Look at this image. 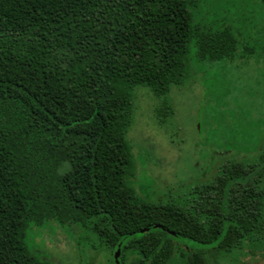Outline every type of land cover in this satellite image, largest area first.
Here are the masks:
<instances>
[{
	"label": "trees",
	"instance_id": "1",
	"mask_svg": "<svg viewBox=\"0 0 264 264\" xmlns=\"http://www.w3.org/2000/svg\"><path fill=\"white\" fill-rule=\"evenodd\" d=\"M203 3L0 0V264H55L27 242L47 223L77 226L82 264H117L119 249L118 264L264 258V152L219 150L209 181L168 200L136 177L138 90L165 126L193 61L224 69L254 56L226 14L205 21Z\"/></svg>",
	"mask_w": 264,
	"mask_h": 264
},
{
	"label": "rangeland",
	"instance_id": "2",
	"mask_svg": "<svg viewBox=\"0 0 264 264\" xmlns=\"http://www.w3.org/2000/svg\"><path fill=\"white\" fill-rule=\"evenodd\" d=\"M201 10L207 16L205 21L219 20L226 14L240 46L249 43L254 56L247 63L241 60L228 63L224 69L219 64L193 61L190 81L181 89H173L175 115L165 126L155 118L157 102L152 93L147 88L138 90L129 140L138 164L136 177L143 192L153 201L159 197L168 200L181 196L185 190L209 181L216 165L222 161L223 154L215 156L219 150L264 152V3L262 0H204ZM195 51L191 46V56ZM232 142L237 145H231ZM74 226L47 223L44 232L42 228H32L27 234L28 245L55 264H82L77 240L72 241L75 237L70 229ZM180 241L190 247L209 249L188 240ZM78 245L85 247L86 241ZM89 262L101 264V261ZM220 263L264 264V258L236 255Z\"/></svg>",
	"mask_w": 264,
	"mask_h": 264
},
{
	"label": "water",
	"instance_id": "3",
	"mask_svg": "<svg viewBox=\"0 0 264 264\" xmlns=\"http://www.w3.org/2000/svg\"><path fill=\"white\" fill-rule=\"evenodd\" d=\"M120 254H121V250L119 249V250L116 252V254H115V261L117 262V264H118V260H119Z\"/></svg>",
	"mask_w": 264,
	"mask_h": 264
}]
</instances>
